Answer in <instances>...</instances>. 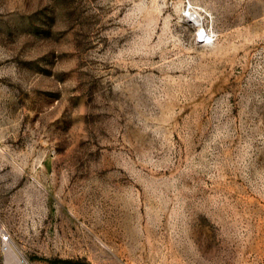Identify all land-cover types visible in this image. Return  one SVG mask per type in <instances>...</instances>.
<instances>
[{
	"label": "rangeland",
	"instance_id": "obj_1",
	"mask_svg": "<svg viewBox=\"0 0 264 264\" xmlns=\"http://www.w3.org/2000/svg\"><path fill=\"white\" fill-rule=\"evenodd\" d=\"M0 225L28 264H264V0H0Z\"/></svg>",
	"mask_w": 264,
	"mask_h": 264
},
{
	"label": "built area",
	"instance_id": "obj_2",
	"mask_svg": "<svg viewBox=\"0 0 264 264\" xmlns=\"http://www.w3.org/2000/svg\"><path fill=\"white\" fill-rule=\"evenodd\" d=\"M0 251L3 256V264H28L18 249L12 245L9 235L2 225H0Z\"/></svg>",
	"mask_w": 264,
	"mask_h": 264
},
{
	"label": "bare ground",
	"instance_id": "obj_3",
	"mask_svg": "<svg viewBox=\"0 0 264 264\" xmlns=\"http://www.w3.org/2000/svg\"><path fill=\"white\" fill-rule=\"evenodd\" d=\"M189 18L194 24H196L199 27V29L202 32L203 29L200 28L201 23H202V17L196 11H192L189 13ZM202 34H203V37H205L206 33L202 32Z\"/></svg>",
	"mask_w": 264,
	"mask_h": 264
}]
</instances>
